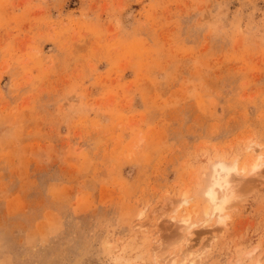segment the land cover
I'll return each mask as SVG.
<instances>
[{
	"label": "rangeland",
	"instance_id": "rangeland-1",
	"mask_svg": "<svg viewBox=\"0 0 264 264\" xmlns=\"http://www.w3.org/2000/svg\"><path fill=\"white\" fill-rule=\"evenodd\" d=\"M261 156L204 223L211 165ZM188 254L264 264V0H0V264Z\"/></svg>",
	"mask_w": 264,
	"mask_h": 264
},
{
	"label": "bare ground",
	"instance_id": "bare-ground-1",
	"mask_svg": "<svg viewBox=\"0 0 264 264\" xmlns=\"http://www.w3.org/2000/svg\"><path fill=\"white\" fill-rule=\"evenodd\" d=\"M249 149L252 150L253 154L254 152L258 151V148H255V146L252 145H249L248 150ZM261 160L262 156L257 159H251L250 161L241 164L237 160L221 159L215 161L211 165L210 171L207 173L206 182L201 190V194L204 199L202 205V215L204 218V223L211 221L217 216L219 218L218 222L220 224L224 223L226 217L223 216V213L227 207V204L230 202L233 196L234 187H236L238 179L243 178L244 174L246 173H251L253 176H258L257 172H259V169L261 167ZM184 196L187 197V193H185ZM185 202L186 199L181 200L175 206V208H179L181 204ZM183 211L185 212L186 210ZM194 211L195 210L193 209L186 216H183L179 221L183 224V228L185 230L195 225L194 223H191V215ZM194 263L195 259L192 255L188 254L187 258H185V260L182 261L181 264ZM171 264H175V261H172Z\"/></svg>",
	"mask_w": 264,
	"mask_h": 264
}]
</instances>
